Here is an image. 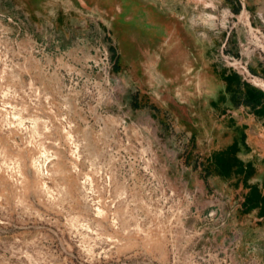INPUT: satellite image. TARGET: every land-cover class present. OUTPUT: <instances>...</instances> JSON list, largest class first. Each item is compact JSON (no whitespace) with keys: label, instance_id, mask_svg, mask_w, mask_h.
Listing matches in <instances>:
<instances>
[{"label":"rangeland","instance_id":"1","mask_svg":"<svg viewBox=\"0 0 264 264\" xmlns=\"http://www.w3.org/2000/svg\"><path fill=\"white\" fill-rule=\"evenodd\" d=\"M0 264H264V0H0Z\"/></svg>","mask_w":264,"mask_h":264}]
</instances>
